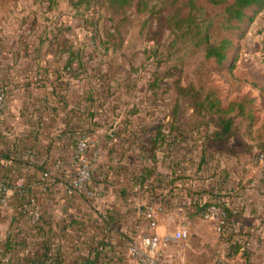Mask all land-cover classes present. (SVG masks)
Segmentation results:
<instances>
[{"label": "rangeland", "instance_id": "obj_1", "mask_svg": "<svg viewBox=\"0 0 264 264\" xmlns=\"http://www.w3.org/2000/svg\"><path fill=\"white\" fill-rule=\"evenodd\" d=\"M75 1L0 0V44L26 42L35 48L33 52L37 57L47 54V49L52 53L56 45L67 51L68 47L72 48L70 44L76 45L80 59L85 61L81 63L78 59L76 69L95 75L94 91H109L121 98L115 103L129 109L123 118L126 127L131 124L130 120L141 126V131L135 134L136 141H133L137 149L134 155L127 154L129 164L137 165L145 160L150 166L157 161L158 171H168L163 167L167 161L165 154L159 153L160 148L157 151L151 148L152 137L158 131L169 134L178 127L189 130L192 132L189 145H195L188 151L191 160L196 162L188 168L192 179L207 176L204 171L199 174L197 163L201 152L203 158L210 161V172H214L218 164L221 169L228 170L226 193L229 195H223L228 206L233 203L245 205L254 198L258 207H264V5L246 8L244 21L236 22L238 28L234 31L220 24L222 5L195 0L197 5L205 8L207 17H211L212 36L227 34L234 40L228 59L220 64L205 59L203 47L195 45L192 40L178 39L176 32L180 29H177L176 22L188 12L187 0H143L140 10L136 6L139 0H133L125 13L129 17L116 26V32L112 25L122 21V12L111 14L105 0L79 7L75 6ZM226 1L231 3L234 0ZM55 14L58 15L56 20L52 19ZM21 29L26 34L18 36ZM40 45L42 47L38 48ZM12 51L14 55L10 60L17 65L20 52L17 48ZM0 61L3 65L7 61L1 52ZM34 65L37 64H31L32 74L39 72ZM219 107L225 113L221 114ZM104 119V115L95 116L93 129L103 126L102 133L108 135L118 122L114 119V125L106 128L108 123ZM193 126H203V133H195ZM226 126L230 131L223 134ZM104 150L96 140H90L87 155L90 157L98 152L96 171ZM186 150V147L182 148V153ZM138 186L135 181L128 184L129 197L138 199L131 207L148 204L158 207L165 203L163 194L160 203H148V194L144 190H137L133 196L132 191ZM230 195H233L232 203L228 199ZM201 200L205 201L206 197L202 196ZM187 206L188 201L180 202L176 207ZM217 219L215 217L209 223L196 220L194 228L190 229L194 245L202 244L197 241L198 234H201L209 247L206 255L199 259L202 264H215L220 253V249L212 245L215 229L220 231ZM176 229L173 227L170 232ZM222 242L226 244L223 239ZM228 257L232 261V256Z\"/></svg>", "mask_w": 264, "mask_h": 264}, {"label": "crops", "instance_id": "obj_2", "mask_svg": "<svg viewBox=\"0 0 264 264\" xmlns=\"http://www.w3.org/2000/svg\"><path fill=\"white\" fill-rule=\"evenodd\" d=\"M15 30L12 32L14 33ZM20 33L26 34L24 29L18 30L17 35L19 36ZM70 45L77 53V58L72 57L74 51L71 47H68L67 51L60 45H56L53 47L52 53H49L50 50L47 49V54L37 57L33 52L35 48L33 49V46L26 42L0 44V52L7 59L5 65L0 61V85L7 91L8 102L4 113L0 116V145L6 147L20 140L25 142L27 139L36 143L39 146L37 155L34 153L35 150L23 149V158L28 162V166L23 167L22 172L29 171V163L47 166L54 175L52 176V198L56 202L51 210L54 222L63 218H72L80 224L85 223L83 231L69 230L68 236L62 240L65 249L69 248L72 251L65 256V261L68 264H83L88 258H93L94 253L91 254L90 245L97 246L100 241L103 243L104 251L100 255L98 264H139L129 252L131 243L135 241L134 236L150 232H157L164 236L172 233L170 231L173 227L179 229L180 226H183L190 230L192 227L194 228L193 224L196 220L209 223L212 219L205 220V217L197 212V207H190L194 202L192 201L194 196L188 197L184 189H176L179 181L172 182L174 180L173 166L171 161L166 159L163 167L165 166L168 171H158V173L163 174L168 183H165L161 189H156L154 195L150 196V200L160 203L162 201L161 194L171 196L162 204L163 210L156 214L157 224L154 230L149 228L145 217L140 220V217L145 216L146 207H131L132 203L134 204L138 199H131L127 189L129 182H136L141 170L148 164L144 160L137 165H131L129 156H125L121 160L120 147L123 140L119 135L117 137L113 135L117 132L118 134L124 133L127 130L123 118L129 109L123 108L121 103H115L121 99L118 95L109 91L93 90L96 79L94 74L86 71L84 73L83 69H76L80 53L76 49V45L74 47L73 44ZM41 47L42 45L38 46V48ZM13 48H17L20 52V62L17 65L10 60L14 55ZM67 52L69 53L68 57L64 58L63 55ZM80 62L85 61L80 59ZM68 63L72 66L69 71L65 69ZM31 64H37L34 67L37 66L39 72L32 74ZM85 86L86 89H84ZM98 97L100 98L99 103L94 101ZM97 115L106 117L103 120L108 123V126L105 125L106 128L114 125V119H116L118 122L116 128L110 129L108 135L102 133L105 129L103 126H98L94 130L91 125L94 120L93 116ZM132 125H134V130L141 131L139 122H134ZM81 128L86 129L91 140H96V143L105 149L104 157L97 168V179L100 174L103 175L100 177L101 179H98L100 181L96 182L99 197L95 201L79 194L68 195L65 190L64 181L67 176L69 177L67 172L71 174L73 172L70 160L76 145V132ZM136 149L137 144H133L129 148V152L133 154ZM159 153L163 154L161 151ZM141 158L143 160L144 155ZM124 162H127L128 165H124ZM120 166L123 168L119 170ZM13 168L11 167V169ZM206 174L211 176L210 180L217 182L218 175H215L216 177L213 179V171ZM132 178L136 179L132 180ZM204 183L205 181L196 177V179L180 181L179 185L191 189L193 186L201 187ZM137 190H139V186L132 191L133 196L136 195ZM175 191L179 195L173 197ZM12 195L13 193L10 191L7 204L0 205V244L8 235L12 220L17 215ZM195 195V198L198 197L197 194ZM231 196L233 195H230L228 199L232 203ZM133 200L134 202H132ZM146 200L148 201V199ZM187 201V207H176L180 205V202L187 203ZM255 202V199L251 198L245 205H240V203L229 205L234 213L236 228L246 235H250L246 244L248 251L244 253L242 250L238 254L232 255V261L229 258L230 263L264 264V207H258ZM212 225L215 226L214 222ZM215 230L212 245L216 249L219 248L221 253L227 244L224 245L222 242L219 229ZM194 231L196 232V230ZM192 235L193 232L190 230L189 240L172 247L173 251L167 257L168 264L174 262L202 264L199 259H202L209 247H206L205 236L201 234H198L197 241L202 244L194 245L191 241ZM76 243L82 245V248L74 250ZM195 255L197 258H194Z\"/></svg>", "mask_w": 264, "mask_h": 264}, {"label": "trees", "instance_id": "obj_3", "mask_svg": "<svg viewBox=\"0 0 264 264\" xmlns=\"http://www.w3.org/2000/svg\"><path fill=\"white\" fill-rule=\"evenodd\" d=\"M93 1L96 0H76L73 2L76 7L82 5H90ZM106 5L110 13H120L122 12V18L119 23L112 25L113 30H117L116 26L121 25L129 15H125L126 10L133 4V0H105ZM143 0H139L136 6L140 10V4ZM214 5H222L223 10L221 11V26L226 29L236 30V22H243L246 16V8L253 5L260 6L264 5V0H234L231 3H228L226 0H209ZM189 6L188 12L184 17L180 18L176 24L180 29L176 32L179 36L178 39H183L185 42L192 40L195 45L203 47L204 58L207 60H212L217 63H224L228 59L229 53L234 46V40L232 37L227 34L221 35L220 37L214 38L210 33V27L212 25L211 17H207L206 10L202 5H197L195 0H187L185 3ZM191 5V6H190ZM114 33V32H113ZM111 33V35H113ZM118 33V32H117ZM119 35V34H118ZM176 39L174 40V42ZM72 57L77 58V53L72 52ZM81 58V54L78 55ZM72 68L71 64H67L65 69L69 71ZM95 76V75H94ZM0 88H4L0 85ZM105 92V91H103ZM210 99V98H209ZM60 101V99H59ZM97 103L100 102V98H95ZM220 113H225L221 107H219ZM79 110V109H77ZM4 113V110L0 111L1 114ZM94 118V116H93ZM94 126V120L92 121ZM130 128L127 127V130L124 133L113 134L115 137L119 135L123 140L122 146L120 147L122 157L121 160L129 155H133L129 152V148L135 144V134L137 130H134V121L130 120ZM132 125V126H131ZM195 130V133L199 135L204 129L203 126H193L191 127ZM192 130V131H193ZM78 131V130H76ZM75 131V132H76ZM187 131V130H186ZM184 129L179 127L166 133V131H158L156 135L152 137L151 148H158L165 158L170 160L173 166V175L174 180L172 182H182L185 180L192 179V174H188V168L194 165L196 162L191 160L189 150L191 151L195 145L190 141L189 130L186 132ZM230 131V127L226 126L223 128V134H226ZM175 132V133H174ZM77 133V139L75 141L76 145L74 152L77 147L79 138L83 134H88L87 130L84 128L79 129ZM218 133V131L216 132ZM25 143V144H23ZM189 145V146H187ZM186 147V152L182 153V148ZM35 150V154L39 152V146L27 139L25 142L23 140L12 144H9L6 147L0 145V181L6 183L12 189L13 205L16 208L17 215L14 216L9 233L4 239L3 243L0 244V264H68L65 261V256L72 252L71 249L66 248L62 244L68 236L69 230H75L76 232H81L85 228V223L75 221L72 218H63L57 222H54L53 213H51L52 206L56 202L52 198V185L53 178L51 180L44 179V173L48 171L47 166L45 165H35L29 163V171L23 173L22 168L28 166L23 158V149ZM73 152V153H74ZM200 160L197 163L200 172H210L211 164L206 157L203 158L201 152ZM11 161V163H9ZM11 167L13 169H11ZM123 167H119V170ZM71 175L64 181V184H68L71 178ZM103 174L98 176V179ZM215 175H218L217 177ZM229 172L227 169H221L220 164L214 167V174H212L213 180H210L211 176H206L205 178L201 176L200 179L204 182L205 179L209 181L205 182L201 187L193 186L183 187L179 185V182L176 186V189L185 190L188 197H192L193 203L190 207H197V212L200 214H205L208 207L211 205L220 206L226 213L224 222L220 226V233L223 240L226 241V250L228 255H235L244 250V253L248 251L246 244L250 235H246L244 232L236 228V220L233 218L234 213L227 205V200L223 195L227 194L226 188L229 184ZM199 179V176L197 177ZM94 179L95 182L100 180ZM134 180L136 178H133ZM55 180V179H54ZM56 181V180H55ZM152 181V182H151ZM137 184L139 185V190H144L147 194L148 203H152L150 200L155 193L156 189H161L162 186H165V183H168L164 179V175L158 173L157 161L153 162L152 165L144 166L141 170L139 177L136 179ZM159 183L158 185H155ZM20 184L21 186H18ZM66 190V189H65ZM233 189L230 193H232ZM22 192V193H20ZM68 195H74L76 193L70 194L66 191ZM195 194L198 197L195 198ZM124 195H126L124 193ZM179 195L175 191L174 196ZM84 196V195H81ZM168 196L163 195L164 201L169 199ZM202 196L206 197V200L202 201ZM87 198L86 196H84ZM11 198V196H10ZM88 199V198H87ZM9 200V198H8ZM30 207H39L40 216L37 221H32L30 210L26 209V206ZM145 216L140 217V220L144 219ZM146 219V217H145ZM147 220V219H146ZM103 243L100 241L97 246L90 245L91 254L94 253L93 258H88L83 264H98L100 255L104 251ZM82 248V245L76 243L74 250H79Z\"/></svg>", "mask_w": 264, "mask_h": 264}, {"label": "built area", "instance_id": "obj_4", "mask_svg": "<svg viewBox=\"0 0 264 264\" xmlns=\"http://www.w3.org/2000/svg\"><path fill=\"white\" fill-rule=\"evenodd\" d=\"M58 15L52 16V19L56 20ZM7 91L5 88H0V111L5 110L7 107ZM90 136L83 134L77 143L75 152L71 156L70 166L73 169L69 183L65 184V189L68 193L84 195L88 199L95 201L99 197V189L96 186L94 179H97V171L95 165L98 161V152L95 151L92 156L87 155V148L90 143ZM59 166H62L58 164ZM70 175L71 173H68ZM54 176L51 171L44 173V179L51 180ZM18 186H21L18 184ZM12 189L4 182L0 181V205L8 202L9 192ZM22 193V192H20ZM26 206V209L30 210L32 221H37L40 216L39 207ZM145 217L149 224V228H156V214L163 210V206L155 207L153 204L145 205ZM205 218L214 219L218 218L216 223L221 226L224 222L226 213L218 205H211L208 207L205 214ZM136 234V233H135ZM189 237V230L187 228H179L167 235H160L157 232H150L147 234H141L134 236V242L131 243L129 252L130 255L139 264H168L167 257L171 255L173 251L172 247L178 243L187 240ZM136 238V239H135ZM175 254V253H174ZM173 255V254H172ZM173 264H181V262H174ZM215 264H231L229 262L228 253L225 249L219 253L216 257Z\"/></svg>", "mask_w": 264, "mask_h": 264}]
</instances>
